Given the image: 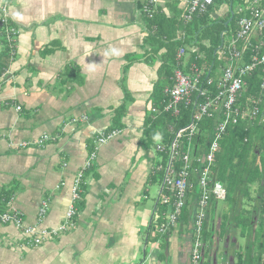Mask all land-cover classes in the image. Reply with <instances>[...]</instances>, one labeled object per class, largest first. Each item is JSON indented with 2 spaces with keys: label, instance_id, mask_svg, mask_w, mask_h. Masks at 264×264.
<instances>
[{
  "label": "crops",
  "instance_id": "0c3cea01",
  "mask_svg": "<svg viewBox=\"0 0 264 264\" xmlns=\"http://www.w3.org/2000/svg\"><path fill=\"white\" fill-rule=\"evenodd\" d=\"M187 4L0 0V194L22 217L20 226L0 222V264H190L194 204L186 205L174 225L158 231L170 209L164 212L157 203L171 194L155 172L157 143H140L164 54L185 48L183 66L188 49L200 53L187 41L209 43L197 38L202 26L194 30L207 9L186 20ZM211 5L207 16L214 21L230 13L225 26L232 9L264 7L261 0ZM10 27L17 31L12 46L6 35ZM236 29L220 33L222 44L214 52L219 59ZM257 32L249 34V43L258 40ZM206 66L201 61L199 68ZM94 149L78 182L72 224L51 233L66 222L72 186ZM7 208L1 204V210ZM211 208L200 264L211 263L208 250L217 237L231 259L225 264H264V253L256 254L264 225L255 220L251 236H242L246 253L241 257L239 228L222 224L218 201ZM28 226L47 233L34 243L24 233Z\"/></svg>",
  "mask_w": 264,
  "mask_h": 264
},
{
  "label": "trees",
  "instance_id": "16d2710c",
  "mask_svg": "<svg viewBox=\"0 0 264 264\" xmlns=\"http://www.w3.org/2000/svg\"><path fill=\"white\" fill-rule=\"evenodd\" d=\"M226 1L232 2L235 0ZM236 1L240 3L244 2V0ZM261 1L263 5L264 0ZM211 8L212 5L207 8L205 16L201 17L198 25L194 27V30H197L202 26L199 29V34L197 32V38L207 39L209 41L208 45L200 43L201 41L191 44L186 40L189 45H196L200 49V53L192 48L188 49L187 61L182 66L183 55L180 60H177L175 58L176 53L169 50L164 54V59L159 67L160 77L156 82L153 94V107L156 111H150V114L145 118L140 143L143 147H149L157 143L156 148L159 159L155 166V172H159L158 176L160 178L164 175L169 158L170 144L175 137V133L179 128L186 126L190 122L192 112V106H184L183 104L179 105V114L176 116L172 112L162 111L164 104L168 102L169 98L165 94L164 89L172 86L175 67L180 68L183 72H188L191 64H196L199 67L201 61H205L207 66L205 67L204 76L209 71V77H213L216 80L229 62V55L225 49L221 53L223 57L220 59L214 53L218 46L222 44L220 33L228 30L230 24L237 26V19L249 14V11L245 12L243 10L238 11L232 9V18L225 26L223 22L230 17V13H227L224 20L217 22L207 16ZM256 35L258 40L250 43L246 47L242 54V60H238L239 63H249L253 54L262 55L264 53V28L258 29ZM255 45L258 46L257 49H254ZM183 49L186 50L185 48ZM262 69V65L257 66L244 77L245 84L242 86L236 102L240 109L250 108L254 105H264V94L260 95V82L264 75ZM218 70H220V73L216 76L214 73ZM207 88L208 92L214 94L216 92V81ZM219 120L220 114H215L211 118L203 117L197 123L198 133L191 137L190 140H187L186 134H183L178 139V146L175 150L176 154H174L171 161L173 169L176 170L181 166L180 157L186 150L187 145L194 148L193 152H191V155L195 156L194 158H203ZM157 136L159 137L156 140ZM199 165L200 162L195 164L197 167ZM210 177L211 182L219 184L225 189V195L222 199L224 205L220 211L222 224L232 223L235 228H239V234L246 238L251 236L250 231L255 220L260 221L259 227L262 228V225H264V119L261 120L260 117H244L240 118L236 124L227 125L224 133L218 139V151L210 166ZM195 182V179H193V183ZM188 197H190V200L186 201V205L189 207V204H195L197 198V190L195 187L189 191ZM169 201L170 203L172 202V197ZM214 201L219 200L212 199L210 208H213ZM170 203L158 201L157 205L162 207V211L166 212L168 207L170 209ZM262 231H264V226ZM259 239L260 247L257 249L256 254L260 256L264 253V232L258 237Z\"/></svg>",
  "mask_w": 264,
  "mask_h": 264
},
{
  "label": "built area",
  "instance_id": "2783aa9c",
  "mask_svg": "<svg viewBox=\"0 0 264 264\" xmlns=\"http://www.w3.org/2000/svg\"><path fill=\"white\" fill-rule=\"evenodd\" d=\"M155 0H151L154 2ZM214 0H188L187 13L184 18L189 20L194 14L203 13L208 6L213 3ZM144 10L151 17V12L148 6H144ZM247 16H241L237 19V29L234 37L226 45L225 50L229 55V62L225 68L221 71V74L216 80L213 77H209V71L204 76L205 69L202 70L196 64H191L188 72H183L180 68H176L173 72V84L172 86L165 88L164 92L167 94L168 102H166L162 108L164 112H172L174 116L179 114V105L192 106V112L190 116V122L179 128L173 141L170 144L169 158L164 170L162 179V185L168 188L172 202L170 203V210L167 213V219L159 225L158 231L163 232L168 226L174 225L178 218L182 214L186 201L190 200L188 193L194 187L197 190V198L195 200L194 209L191 212L192 223V247L190 264H198L201 258L202 241L201 235L206 220V214L210 207L212 199L222 200L225 195V189L223 186L211 182L210 166L214 161L216 152L218 151V139L224 133L227 125L236 124L240 118L244 117H260L264 119V105L252 106L245 109H240L236 102L239 96V92L242 86L245 84L244 77L249 74L255 67L262 65L264 72V53L262 55L253 54L249 63L241 64L238 62L242 60L243 52L250 44L248 42V36L254 29L264 28V7L253 5L249 9ZM4 17L1 19L3 24L6 23V8L2 9ZM17 33L15 28H6V35L9 46H12V39ZM258 46L255 45L254 49ZM184 49L181 47L177 51L176 59L180 60L184 54ZM216 81V92L211 94L208 92V86ZM264 94V75L260 82V95ZM201 97V99H199ZM18 108V107H17ZM155 112L156 109L152 107L150 109ZM215 114H220V120L217 122L211 142L208 146L207 152L203 158H194L191 155L193 149L187 145L186 150L180 157L181 166L176 170L173 169L171 164L174 154H176V147L178 139L186 134L187 140H190L196 133H198L197 123L203 118H211ZM114 131L108 135L101 134L97 142H103L110 137ZM47 138L44 135L39 142ZM159 148V147H158ZM96 149V147H95ZM95 149L92 151L82 166V170H79L77 178L72 186V200L65 213L66 222L61 224L57 229L51 231L56 233L57 230H62L72 224V219L75 214V208L73 202L78 198L77 186L81 178L82 171L90 165L91 160L95 157ZM160 149V148H159ZM200 159V160H199ZM200 165L197 167L195 164ZM202 164V165H201ZM195 179V183H193ZM169 199L164 197L163 203H168ZM1 204L6 205V210L0 209V222L11 223L15 226H20L22 223L21 212L14 206H12L10 200L4 199L0 194V207ZM24 233L31 238L34 243L41 241V236L46 234L45 229H40L35 226H28L24 229Z\"/></svg>",
  "mask_w": 264,
  "mask_h": 264
},
{
  "label": "water",
  "instance_id": "95a60500",
  "mask_svg": "<svg viewBox=\"0 0 264 264\" xmlns=\"http://www.w3.org/2000/svg\"><path fill=\"white\" fill-rule=\"evenodd\" d=\"M213 221H215L214 218H213ZM219 241L220 239L219 237H217L215 239V243L208 250V255L211 258V263L209 264H225L226 259H229L231 261V259L227 257V253L224 250V245H222L223 243L220 244ZM203 255H204V246H202V249H201V258H200L199 264L202 261Z\"/></svg>",
  "mask_w": 264,
  "mask_h": 264
},
{
  "label": "rangeland",
  "instance_id": "374dc122",
  "mask_svg": "<svg viewBox=\"0 0 264 264\" xmlns=\"http://www.w3.org/2000/svg\"><path fill=\"white\" fill-rule=\"evenodd\" d=\"M189 26H191V24H189ZM192 27V26H191ZM233 27V24H230L229 25V27H228V30L230 29V28H232ZM193 28V27H192ZM227 30V31H228ZM223 205H224V203H223V201L222 200H219L218 201V211L220 212L221 211V209L223 208ZM186 207V206H185ZM183 211V210H182ZM237 238H238V241H239V243H240V246H241V252H242V256L241 257H243L244 255H245V253H246V251H245V249H244V239L242 238V235H240L239 234V232L237 233Z\"/></svg>",
  "mask_w": 264,
  "mask_h": 264
}]
</instances>
